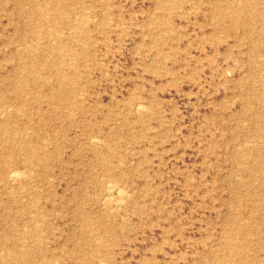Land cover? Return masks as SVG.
<instances>
[{
    "label": "rangeland",
    "instance_id": "374dc122",
    "mask_svg": "<svg viewBox=\"0 0 264 264\" xmlns=\"http://www.w3.org/2000/svg\"><path fill=\"white\" fill-rule=\"evenodd\" d=\"M103 262L264 264V0H0V264Z\"/></svg>",
    "mask_w": 264,
    "mask_h": 264
},
{
    "label": "bare ground",
    "instance_id": "6f19581e",
    "mask_svg": "<svg viewBox=\"0 0 264 264\" xmlns=\"http://www.w3.org/2000/svg\"><path fill=\"white\" fill-rule=\"evenodd\" d=\"M87 18H89V17H87ZM54 43H56L55 41H54ZM61 50V49H60ZM139 102V101H138ZM137 104V108L139 109V111H140V108L143 106V109L145 110V107H144V105H142L141 103H136ZM149 108V107H148ZM135 109V108H134ZM150 110V109H149ZM135 111H137V110H135ZM19 112V111H18ZM138 112V111H137ZM3 113V112H2ZM1 113V114H2ZM96 137V136H95ZM45 140V139H44ZM96 140V139H95ZM99 140L100 139H98V142H99ZM89 141V140H88ZM94 141V140H93ZM92 141V142H93ZM101 141V140H100ZM104 142V141H103ZM94 143V142H93ZM105 144V143H104ZM257 154H259V153H257ZM26 168V167H25ZM32 170V169H31ZM22 171V170H21ZM23 172V171H22ZM25 173V172H24ZM24 173H23V176H24ZM32 173H33V171H32ZM25 175H26V173H25ZM8 176H9V178H10V180H16V179H18L19 177H20V172L17 170V169H15V168H10L9 169V171H8ZM237 177V176H236ZM238 177H239V175H238ZM236 180V179H235ZM17 181V180H16ZM14 182V181H13ZM18 182V181H17ZM19 184V183H18ZM118 185V184H117ZM119 186V185H118ZM118 186H116L115 184H112V183H110V184H107V186H106V191H107V193H106V195H104L105 196V200L106 201H108V199H111L112 201L114 200L113 198H109V195H111L112 194V192L113 193H116V195H118V197H123V190L122 189H120ZM9 190V189H8ZM127 193V192H126ZM115 195V194H114ZM129 195V194H128ZM112 196H113V194H112ZM129 197V196H128ZM116 199V198H115ZM120 199V198H119ZM119 199H118V201L117 200H114L115 201V203L118 205V203H119ZM121 200H124L123 198L121 199ZM104 201V200H103ZM117 201V202H116ZM126 201V200H125ZM105 202V201H104ZM121 202V201H120ZM123 202V201H122ZM107 203V202H106ZM106 203H103V204H106ZM112 204V203H111ZM115 204V205H116ZM121 204V203H120ZM118 206H120V205H118ZM112 207H114V206H112ZM117 207V206H116ZM120 208H121V206H120ZM110 209V208H109ZM108 209V210H109ZM116 209H119V208H116ZM113 211H114V209H113ZM31 214V213H30ZM34 214V213H33ZM35 218V217H34ZM41 218V217H40ZM35 223V222H34ZM42 223V222H41ZM35 224H38V223H35ZM93 228V227H92ZM30 233V232H29ZM99 240V239H98ZM102 261V260H101ZM105 262V261H104ZM104 262H103V264H104ZM99 263H100V261H99ZM102 263V262H101Z\"/></svg>",
    "mask_w": 264,
    "mask_h": 264
}]
</instances>
